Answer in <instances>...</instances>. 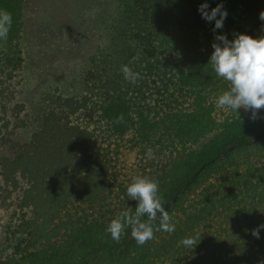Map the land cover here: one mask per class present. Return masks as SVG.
<instances>
[{
    "label": "trees",
    "instance_id": "16d2710c",
    "mask_svg": "<svg viewBox=\"0 0 264 264\" xmlns=\"http://www.w3.org/2000/svg\"><path fill=\"white\" fill-rule=\"evenodd\" d=\"M122 1L148 57L157 54L158 28L177 38L171 55L246 43L264 63V0ZM21 18L20 0H0V95L3 73L22 64ZM208 69L197 57L177 67L192 105L165 120L114 95L122 77L103 84L101 120L111 134L134 132L170 154L126 199L110 201L109 155L79 122L76 101L59 97L29 140L4 124L0 202L15 218L8 264H90L94 253L113 264H264V94L240 88L219 107ZM5 105L0 98V114Z\"/></svg>",
    "mask_w": 264,
    "mask_h": 264
},
{
    "label": "rangeland",
    "instance_id": "374dc122",
    "mask_svg": "<svg viewBox=\"0 0 264 264\" xmlns=\"http://www.w3.org/2000/svg\"><path fill=\"white\" fill-rule=\"evenodd\" d=\"M20 6L22 28L16 56L22 57V64L3 73L7 80L0 98L6 108L0 114V129L5 130L6 124L16 129L18 138L29 140L43 117L58 105L59 97L76 101L82 107L76 116L79 122L93 129L109 155L115 177L110 201L138 192L169 164L170 154L134 132L123 137L111 134L101 120L107 101L104 83L122 77L114 95L146 104L152 117L161 120L191 107V94L178 85L176 69L195 57L211 71L219 107L224 105L222 95L233 96L240 88L264 94V63L262 58L252 60V48L246 43L233 50L217 45L171 55L169 50L175 46L171 42L177 38L157 28L153 30L157 54L148 57L135 38L134 24L124 15L122 0H20ZM4 152L0 145V156ZM9 209L0 202V264H8L13 253L7 232L15 218ZM90 264L113 263L94 253Z\"/></svg>",
    "mask_w": 264,
    "mask_h": 264
}]
</instances>
